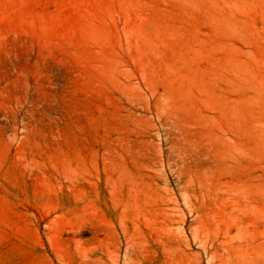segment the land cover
<instances>
[{
	"label": "rangeland",
	"instance_id": "374dc122",
	"mask_svg": "<svg viewBox=\"0 0 264 264\" xmlns=\"http://www.w3.org/2000/svg\"><path fill=\"white\" fill-rule=\"evenodd\" d=\"M0 264H264V0H0Z\"/></svg>",
	"mask_w": 264,
	"mask_h": 264
}]
</instances>
